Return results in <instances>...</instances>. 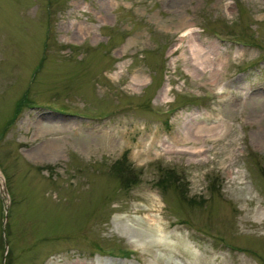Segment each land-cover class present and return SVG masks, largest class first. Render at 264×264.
<instances>
[{"label":"rangeland","instance_id":"374dc122","mask_svg":"<svg viewBox=\"0 0 264 264\" xmlns=\"http://www.w3.org/2000/svg\"><path fill=\"white\" fill-rule=\"evenodd\" d=\"M0 175V264H264V0H0Z\"/></svg>","mask_w":264,"mask_h":264},{"label":"bare ground","instance_id":"6f19581e","mask_svg":"<svg viewBox=\"0 0 264 264\" xmlns=\"http://www.w3.org/2000/svg\"><path fill=\"white\" fill-rule=\"evenodd\" d=\"M198 50H196V52H197ZM50 128L51 129H54L55 128V126L52 124L51 126H50ZM167 153H175V152H173L171 149H166L165 150ZM180 154H185L184 152H181ZM162 236V235H161ZM127 240H128V242H131V243H133V244H138V245H141L142 247H146L145 245H146V243L147 244H151V245H153V244H157V242H158V240H157V238H156V236L153 234V233H150V234H148L147 235V237H141V236H133V235H128L127 236Z\"/></svg>","mask_w":264,"mask_h":264},{"label":"trees","instance_id":"16d2710c","mask_svg":"<svg viewBox=\"0 0 264 264\" xmlns=\"http://www.w3.org/2000/svg\"><path fill=\"white\" fill-rule=\"evenodd\" d=\"M168 173V172H167ZM172 179V178H171ZM170 179V180H171ZM170 180H167V181H170ZM159 183H161V184H163L164 182H166V180H164V179H160L159 181H158Z\"/></svg>","mask_w":264,"mask_h":264}]
</instances>
